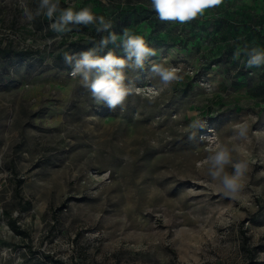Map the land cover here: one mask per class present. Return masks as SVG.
Listing matches in <instances>:
<instances>
[{"label":"rangeland","instance_id":"obj_1","mask_svg":"<svg viewBox=\"0 0 264 264\" xmlns=\"http://www.w3.org/2000/svg\"><path fill=\"white\" fill-rule=\"evenodd\" d=\"M68 6L156 49L128 74L137 87L158 85L150 67L163 59L184 80L155 100L129 96L124 111L97 106L63 54L109 33L71 26L33 50L29 38L56 35L50 22H24L18 0H0V264H264V66L234 57L264 48V0H225L184 25L159 21L150 0H60ZM108 50L125 57L119 42ZM248 114L254 162L232 201L208 183L201 137H230ZM198 118L207 126L189 139Z\"/></svg>","mask_w":264,"mask_h":264},{"label":"clouds","instance_id":"obj_2","mask_svg":"<svg viewBox=\"0 0 264 264\" xmlns=\"http://www.w3.org/2000/svg\"><path fill=\"white\" fill-rule=\"evenodd\" d=\"M104 2L106 3V0ZM224 2L225 0H150V9L161 22L184 25L203 17L208 10L218 8ZM18 6L22 10L24 22L32 23L37 17L43 16L50 22L48 29L56 34L54 37L35 42L29 38L26 43L33 50L50 48L66 33L72 31L71 26L94 25L97 33H109L98 41L93 39V47L87 51L63 54L64 62L71 66V71L66 75L85 89L97 106L105 105L113 111L117 108L124 111L129 96L143 92L149 100H155L173 84L184 80L183 66L172 65L167 59H163L151 62L150 67V77L158 78V85L137 87L128 74L144 70L150 58L157 55L156 49L151 47L143 36L133 34L127 28L121 36L110 32L113 22L106 20L102 15L94 14L91 7H83L78 11L74 6L61 8L60 0H37L35 10L29 7V0H18ZM117 42L126 58L118 56L114 50L100 54L109 44L115 45ZM241 52L247 57L243 61L246 69L264 66V48L245 46L242 50H237L234 57L239 58ZM201 86L209 92L213 90L209 84ZM249 116L250 114L241 116L231 124L230 137L221 139L214 129H209L210 135L201 137L206 145L203 167L208 183L232 201L242 198L254 162L251 154H245L247 145L252 142ZM206 126V120L198 118L192 121L189 125V139H194L196 131Z\"/></svg>","mask_w":264,"mask_h":264}]
</instances>
